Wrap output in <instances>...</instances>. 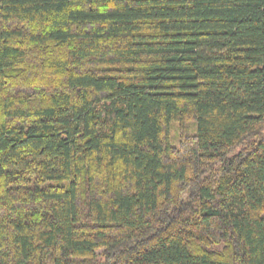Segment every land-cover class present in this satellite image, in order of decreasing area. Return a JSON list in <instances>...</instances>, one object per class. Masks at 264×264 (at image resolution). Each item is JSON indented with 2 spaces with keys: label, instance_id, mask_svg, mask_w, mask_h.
<instances>
[{
  "label": "trees",
  "instance_id": "obj_1",
  "mask_svg": "<svg viewBox=\"0 0 264 264\" xmlns=\"http://www.w3.org/2000/svg\"><path fill=\"white\" fill-rule=\"evenodd\" d=\"M0 264H264V0H0Z\"/></svg>",
  "mask_w": 264,
  "mask_h": 264
},
{
  "label": "rangeland",
  "instance_id": "obj_2",
  "mask_svg": "<svg viewBox=\"0 0 264 264\" xmlns=\"http://www.w3.org/2000/svg\"><path fill=\"white\" fill-rule=\"evenodd\" d=\"M196 123L188 124L186 127V130L190 132L191 134H194L197 132V126H195ZM180 124L177 122H174L171 127V145L172 146H178L179 144V138H178V129L180 128ZM188 128V129H187ZM180 130V129H179ZM185 131V129H184Z\"/></svg>",
  "mask_w": 264,
  "mask_h": 264
}]
</instances>
